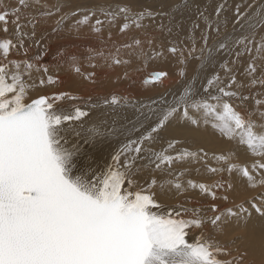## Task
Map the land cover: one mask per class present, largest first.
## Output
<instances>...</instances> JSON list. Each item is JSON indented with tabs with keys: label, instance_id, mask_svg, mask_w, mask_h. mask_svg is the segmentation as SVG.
I'll list each match as a JSON object with an SVG mask.
<instances>
[{
	"label": "snow or ice",
	"instance_id": "1",
	"mask_svg": "<svg viewBox=\"0 0 264 264\" xmlns=\"http://www.w3.org/2000/svg\"><path fill=\"white\" fill-rule=\"evenodd\" d=\"M32 2L39 4L40 0ZM18 5L0 11V24L5 33L8 32L9 23L15 25V41L0 39V55L5 59L11 49L24 47L28 33L23 29L28 26L35 28V16L24 17L26 23H20L21 9L29 7V0H18ZM225 7V3H220L215 8L217 20ZM0 8H3L2 0ZM56 11H59L58 7ZM42 14L51 16L55 13L49 10ZM102 14L111 17L109 23H114L117 16L123 14L125 22L121 31L129 27L128 21L141 28L146 17L155 19L159 15L146 9L134 12L128 5L117 6V12ZM199 15L206 25L201 35L202 55L198 57L202 66L213 61V51L232 52L233 48H238L240 50L235 51L237 58L253 50L264 52V36L257 41L255 34L258 27L264 28V6L253 16L247 11L242 12L241 5L237 4L234 24L240 25L241 29L247 27L249 34L238 38L225 36L212 47H209V33L214 30L219 35V23L214 27L204 12ZM94 16L96 13L91 12L77 23H88ZM103 23L100 19L95 20L97 26ZM193 27L195 29L199 25ZM94 31L99 32L100 28L94 27ZM136 43L139 44V41ZM195 50L193 44L189 55ZM204 50H207V56L203 55ZM168 51L175 55L180 50L172 46ZM180 55L183 63L182 51ZM10 63L16 68L15 72H10L7 64H0V264H240L243 261V255L221 261L217 256L223 250L214 242L201 237L190 243L187 237L189 229L201 228L206 222L214 228L233 218L247 224L252 213L244 203L224 209L213 204L210 218L201 217L194 210L191 213L193 218L184 219L186 209H169L163 213L154 211L163 207L153 191L157 186L155 178L150 183L145 182L147 187L134 179L142 168L154 166V170L163 171L176 161L196 159L199 155L187 150L180 151L176 156L171 155L169 149H174L178 143L175 140L158 153L145 147L146 142L155 140L159 131L172 119L199 126L201 119L207 124L211 118L212 127L222 136L230 140L239 138V143L246 145L252 156L259 157L250 168L247 165L228 164L226 170L229 173L240 172L251 188L264 187V178L257 181L252 174L264 171V111H260L264 108V100H255L262 121L259 125L261 131L258 132L253 113L238 110L229 102L239 101L243 105L250 99L240 91L244 85L237 83L233 70L228 67L229 61L220 65L225 70L228 83L220 86L223 81L219 75L208 79L204 86L206 98L195 99L193 81L171 102L161 98L167 107L153 110L149 106L152 115L157 117L154 126L149 124L145 128V121L150 117L144 115L143 120L137 117L131 129H122L121 134L130 136L132 132H139L140 135L138 139L123 144L113 155L112 163L106 166V171L99 174L92 166L91 159H82L79 138L84 130L85 118H91V111L102 105H119V98L112 96L109 100L105 97L101 102L89 99L83 102V106L76 105L70 110L57 106V102L81 98L66 92L51 97L40 95L28 102L27 93L31 85L26 84L24 76L30 77L33 64L28 61ZM21 63L25 68L24 73L20 72ZM44 71L47 73L46 67ZM75 71L79 73V67H75ZM245 71L247 75L254 76L257 71L255 63L250 62ZM165 76L166 72H158L153 74L152 79L160 80ZM39 83L53 84L56 80L49 76ZM251 83L264 85V78L259 81L254 78ZM233 86L236 90H233ZM213 88L216 94L212 93ZM193 112L198 113L200 119ZM101 135L104 133L100 128L93 126L87 129L84 143H90ZM203 155L206 157L208 153L203 152ZM138 159H147L148 163L138 167ZM216 159L227 163L230 157L220 156ZM209 170L218 173L225 169ZM189 186L198 187L201 193L211 196L213 200H228L227 196L219 197L212 191L213 187H224L221 182L208 186L189 181ZM164 187L160 185L161 189ZM172 187L180 191L183 185L176 181ZM227 187L231 188V183ZM247 203L264 220V193L251 197Z\"/></svg>",
	"mask_w": 264,
	"mask_h": 264
},
{
	"label": "bare ground",
	"instance_id": "2",
	"mask_svg": "<svg viewBox=\"0 0 264 264\" xmlns=\"http://www.w3.org/2000/svg\"><path fill=\"white\" fill-rule=\"evenodd\" d=\"M55 1L56 3L54 4L51 3L52 0H40V3L36 4L33 3L32 0H29V7L21 9L20 15L22 18L20 23H26L24 17L35 16V31L38 35L36 36L35 40L25 38L24 47L11 49L7 59L0 55V64H7L10 72L16 71L14 65L10 63L11 61H28L29 63L33 64V68L30 70V77L28 75L24 76L26 84L31 85L27 93L28 102H31V99L37 98L40 95H47L51 97L66 92L71 96L81 98L78 100L65 99L63 101L57 102V106H61L70 110L76 105L83 106V102L89 99H91L93 102H101L102 98L105 97H107L109 100L112 98V96L119 98V105H102L99 108L93 109L90 113L91 118H85V123L83 125L84 130L81 132V137L79 138L82 159L84 161L91 159L92 166L96 168L98 174L101 171H106V166L112 163L113 155H115L117 150H119L123 144L127 143L128 140L138 139L140 135L139 132H132L130 136L121 134L122 129H131L133 123L136 122L137 117L143 120L144 115L150 117L149 120L145 121V128H147L149 124H153V122L156 121L157 117L152 115L149 110V106L153 110L167 107L166 104L159 103L161 102V98L171 102L174 97L183 92L185 86L193 83V81H195V86L193 89L195 98H206L207 93L204 92V86L207 85L208 79H211L217 74L220 76L221 81H223L220 86L227 84L228 77L226 76L225 70L220 67V65L225 61H229L228 67L232 70L239 68V71L234 75L236 77L237 83L244 85L240 91H242L244 95L250 97V99L245 101L243 105H241L239 101L229 102L233 103V106L237 107L238 110L244 109L250 112L252 107L255 105L253 102L256 99L264 100V85H261L260 83L252 85L251 83L253 77L255 79L258 77L260 79L264 78V52L257 53L255 50H253L250 54L244 53L242 57L240 56L237 58L235 56V51H239L240 49L233 48L232 52L213 51V61L203 66L201 64V60L198 58L193 59L190 62H185V60L190 57L189 51L192 49L193 44L195 45L196 49L194 52H197L196 54H199L198 52H200V56L202 55L201 49L203 48V41L201 39V35L205 31L206 25L204 19L199 15L200 12H204L205 16L208 17V20L213 22L214 27L216 23H219V35H217L214 30L209 33V47H212L225 36L238 38L241 35H248L249 33L247 27L241 29L240 25L234 24L236 5H241L242 12L247 11L249 15L254 16L256 12H258L262 6H264V0H181L182 2H180V0H154V3L157 4L156 7H148L146 10L150 12H154L151 10H155L154 13H159V15H156L155 19L146 17L142 21V24L145 27L147 24L149 25L146 27L147 31H144V33L143 31L138 32L139 28H137L134 24H129V27L126 30L121 31L123 25L117 23L118 20H115L114 23H103L99 26L95 25L96 19H100L105 22L106 20L111 19V17L105 18L96 16L91 17L88 23H77V21L82 20L84 15L87 13L83 11L81 12L79 9L92 10L91 12L98 11L97 13H100L98 15L105 16L102 14L103 9H100V6L97 5L95 7H91L93 4L86 6L85 8L78 7L80 5L74 6L75 4L71 3L70 0H66L67 2L64 3H62L61 0H53V2ZM3 2L4 4H7L8 7L0 8V11L4 9L10 10L19 6L18 0H2V3ZM67 3L68 5L65 7ZM132 3H134V1ZM220 3H225L226 7L222 11L219 20H217L215 8ZM249 4H251V8L248 7ZM147 6L148 5H146V7ZM57 7L59 8V11H56ZM176 7L182 8L176 9ZM140 9H142V11L145 10L143 7ZM49 10L55 14L51 16L42 14ZM77 10L80 12H77V14L74 15L73 13ZM112 11L116 12L115 9L111 10V12ZM133 11L137 12L136 10ZM62 17H64V19L58 25L57 21H61ZM121 17L123 18V14H119L117 19ZM168 23L169 26L161 32V38L158 30L163 28V26ZM196 24H198L199 27L194 29L193 26ZM94 27H99L100 31H94ZM31 29V26L25 27L23 29L24 32L28 33V37L30 36ZM131 30H134L135 33H130ZM144 34H146L148 38H153L150 45L151 51L148 50L149 53L159 50V55L156 57L153 56L151 61H149V64H147L149 70L146 72L149 73L150 76L148 77L146 74L148 77L146 79H151V75L154 73H167V76L157 80L156 82L148 83L149 85L144 84L142 81L143 77L138 73L140 70L139 64L143 62V57H139L140 53L135 52L137 50L142 51L141 46L147 43V39H145L147 37H144ZM255 34L258 41L261 36H264V28L258 27ZM131 36L133 38L135 37L136 41H139V44L136 43L137 50L135 51L131 50L133 45L122 47V45L128 44L127 40ZM3 38H9L15 41L16 36L14 24H8L7 33L3 31V25L0 24V39ZM115 39L118 41H125L121 43L105 41ZM161 39L163 40L162 43L159 42ZM172 46H176L180 51L183 52V63H181L180 51H178L175 55L168 51V49ZM203 55H208L207 50H204ZM123 56L125 57L123 58ZM73 58H75V62L73 61ZM117 59L121 60L122 63H116L115 61ZM139 60H141V62ZM232 61H235V63H232ZM146 62L148 63V61ZM239 62L241 63L240 65ZM250 62H254L255 66H259H257V71L254 76L247 75L245 71ZM45 67L47 68V73L44 71ZM75 67H79V73L75 71ZM134 68L138 69L137 73L136 71H133ZM179 69H184V76H186V78L189 76L190 78L186 80L187 85H185L184 80L182 85L178 87V84H174L177 80ZM217 69L221 70L217 71ZM20 72H25L23 63H21ZM134 74L137 77H134ZM49 76L53 77V79L56 80V83H46L44 85H40L39 81L41 79L47 80L46 78ZM89 76L91 78H88ZM175 88H177V90H175ZM252 89L255 91H252ZM162 90L165 93H163L159 100H148L145 98V96L154 97L153 94H161ZM233 90H236L235 86H233ZM171 91H173L172 94H170ZM211 91L213 94H216L215 88L211 89ZM153 101H156V103H153ZM209 102L213 104L215 103V101ZM160 105H162V108ZM189 110L191 111V109ZM192 114L200 119V115L198 113L193 112ZM209 121V123L205 124L203 119H201L199 126H196L187 121H178L177 119H172L164 128L159 131L155 140H153L151 143L146 142L145 147L150 148L153 152L158 153L164 149H167L168 143L175 140L178 141V143L174 149H169V153L171 155L176 156L182 150H187L188 152L192 153H197L196 150H202L200 152L208 153L206 156L207 158H205L202 153L199 154L196 159H199L200 156H202L205 158L204 161H208V163L210 162L214 166L217 165L218 167L226 166L228 164H235L236 162H239L240 164L243 162L245 165L251 166L253 161H250V157L259 159V157L252 156L251 153L247 151L246 145H241L240 143L237 144V147L242 153L236 154L232 149V156L227 163H225L223 160L216 159V157H220L222 154L221 153L219 155L221 152L220 150L225 151V149L231 146V144L230 139L222 136L219 131L212 127L211 118H209ZM93 126H98L104 135L95 137L90 143H84L83 138L87 132V129ZM257 130L258 129H256V131ZM260 130H258V132ZM109 133L112 134L108 135ZM196 159L186 158L182 162L176 161L171 165L170 168L165 167L163 171H152L154 166L142 168L138 173V176L134 177L138 184L144 187H147V184L145 183L146 181L150 183L151 179L153 178L157 180V186L155 189H153V191L156 192L158 203L162 204L163 207L160 210L154 209V211H160L163 213L167 211V207L178 210L181 201L187 198L190 200L188 201L189 208H187V214L192 212V210H197L200 215L202 212H211V206L213 204H216L217 207L224 209L229 203L239 200L237 198L239 195L238 193H257V190L261 187L257 186L256 188H251L248 185L247 179L243 177L240 172H238V174L236 173V180L231 178V180H234L235 183L233 182L234 185L232 183V187L230 189L226 186L227 183L225 184L224 181L220 180L219 182L224 184L226 188L213 187L212 190H214L215 193H220L223 191V193H228L229 202H225L223 204L224 206H221L220 200H213L211 196L207 197L204 195L205 193H199L198 187L193 188L194 191L198 193H192V189L187 183V185L183 186L180 191H177L174 187H172V183L169 181L170 178L167 177H172L174 172H179L181 174L183 173V175L186 174V171L184 172L183 169H191L189 168L191 167V163L188 164V160L191 161L195 166H199L203 163V161L195 163L194 160ZM121 160H123V157H121ZM201 160L203 159L201 158ZM180 162L181 164H177ZM136 163L139 167L141 165L147 164L148 161L147 159H138ZM173 167L180 168L179 170H176ZM170 169L171 172L167 173L168 176H165L166 173L164 171H169ZM189 171L190 173L192 172V170ZM225 171L228 172L227 170ZM208 172H210L211 175L218 176L217 173H212L210 170H208ZM193 173L194 174H190V176H193V179L200 180L199 176H201V178L205 177L207 175V170L203 169L199 171L198 174L196 172ZM252 174H254V177L257 181H259V176L264 175V173L259 174L256 172H253ZM229 175L231 176L233 174ZM183 178H185V175ZM177 180L179 179L177 178ZM187 180L186 182H188ZM182 182L184 181L182 180ZM203 183H205V181L201 182V184ZM211 183L213 184L214 182L211 181ZM161 184L165 186L163 189L160 188ZM206 184L208 183L206 182ZM187 192L192 193L195 196H191ZM179 193L185 194L177 197ZM203 203H207V206ZM200 205L203 207H200ZM211 213L200 216L210 218L213 215V213ZM256 214L252 213L247 224H245L243 220L237 221L233 218L228 220V223H222L220 228L217 229L213 227V229L217 231H224L221 232L224 236H229L230 234L236 232L238 233L240 231L246 240V242L243 241V244H246L244 250L249 252L250 257L258 256L255 258H260L261 255H264V220H261V218L256 216ZM208 224L210 223L206 222L204 224L206 225L203 228L204 231H206ZM201 228H193L188 230L189 235L187 239L189 242L200 238L197 230H201ZM233 236H235V234ZM228 247L229 245L226 246L227 251L230 250ZM249 255L247 256V260L250 258Z\"/></svg>",
	"mask_w": 264,
	"mask_h": 264
},
{
	"label": "rangeland",
	"instance_id": "3",
	"mask_svg": "<svg viewBox=\"0 0 264 264\" xmlns=\"http://www.w3.org/2000/svg\"><path fill=\"white\" fill-rule=\"evenodd\" d=\"M50 1V0H49ZM68 1V0H67ZM66 0H61V2L62 3H64V2H67ZM134 1V3H132ZM138 3H137V2ZM182 1H184V0H182ZM181 0H180V2H182ZM70 2L71 3H73V4H75L74 6H76V5H80V6H78V7H83V8H85L86 6H90V5H92L91 7H95L96 5L97 6H100V9H103V12L105 11V12H111V10H116V12H117V6H124V5H128L129 7H131L133 10H136L137 12L138 11H142V9H140L141 7H143L144 9H146V8H150V7H156V3H154V0H70ZM51 3H56V1L55 2H53V0H52V2ZM142 3V4H141ZM3 4V7L4 8H6V7H8V5L7 4H4V2L2 3ZM50 4V3H49ZM53 4V5H54ZM186 4V3H185ZM68 5V3L65 5V7ZM146 5H148L147 7H146ZM249 5H251V4H249ZM63 7V6H62ZM97 8H99V7H97ZM180 8H182V7H176V9H180ZM81 12L83 11V12H87L86 13V15H90V13H91V11L92 10H88V9H79ZM79 10H77V11H75L74 13H76L77 14V12L79 13L80 11ZM151 11H154L155 12V10H151ZM98 11H95V13H96V16L97 17H105V18H107L106 16H101V15H98V14H100V13H97ZM112 12H114V11H112ZM96 16H94V17H96ZM109 20L110 19H108V20H106L104 23L105 24H107V23H109ZM116 20H118L117 21V23H119V24H121V25H123V23L125 22L124 21V17L122 18H119V19H116ZM128 23L129 24H132L131 23V21H128ZM149 25L147 24V26L146 27H148ZM169 26V23L168 24H166V25H164L163 26V28H161L160 30H158V33L160 34V37L162 38V34H161V32L164 30V29H166L167 27ZM146 27L145 26H143V27H141V28H139V30H138V32H142L143 31V33H144V31H147V29H146ZM31 33H30V36L28 37H26V38H28V39H32V40H35V38H36V36L38 35L37 33H36V31H35V28L33 29H31V31H30ZM34 32V35H32V33ZM130 33H135V31L134 30H131V32ZM144 37H147V38H145V39H147L146 41H147V43L146 44H144V45H142L141 46V50L142 51H138L137 49H136V47H137V44H136V38L134 37H129L128 38V44L127 45H122V47H125V46H131V45H133V47L131 48V50H133V51H135V50H137V51H135L136 53L138 52V53H140V56L139 57H143V62L142 63H140L139 64V66H140V70L138 71V73L143 77V82H144V84H147V85H149L148 83H145V80L144 79H146V78H148L149 76H150V74L149 73H147L146 71H148L149 69H148V67H147V64H149V61H151V58L154 56V57H156V56H158L159 55V50H157V51H154V52H152V53H149V51L148 50H150L151 51V48H150V45H151V43H152V40H153V38H148V36L146 35V34H144ZM169 39V38H168ZM105 41H109V42H114V43H121V42H124L125 40H120V41H118L117 39H115V40H105ZM104 41V42H105ZM162 39L159 41L160 43H162ZM169 41V40H168ZM169 43V42H168ZM160 46H161V44H160ZM31 47V46H30ZM135 47V48H134ZM166 50H167V48H166ZM133 51H131V52H133ZM130 52V53H131ZM134 52V53H135ZM195 53V54H194ZM197 52H193L191 55H190V57L187 59V60H185V62H190L191 60H193V59H196V58H198V57H200V52H198L199 54H196ZM197 55V56H196ZM193 56V57H192ZM243 56V54L241 55V57ZM125 56H123V58H124ZM240 60V59H239ZM239 60H237V61H239ZM116 61H119V63L118 64H121L122 63V61L121 60H116ZM140 62H141V60H139ZM145 61V62H144ZM146 61H148V63L146 62ZM241 62V61H240ZM239 62V65L241 64ZM257 66L258 65H256V68H257ZM221 67V66H220ZM259 67V66H258ZM181 68V67H180ZM137 68H134L133 69V71H136V73H137ZM221 69H217V71H220ZM151 71H154V70H151ZM151 71H150V73H151ZM239 71V68H237V69H234L233 70V74H236L237 72ZM145 73V74H144ZM181 73H183V75H181ZM146 74H147V76H146ZM218 75V74H217ZM134 77H137V76H135V74L133 75ZM192 76V75H191ZM53 78V77H52ZM186 76H184V69H179V72H178V75H177V80H176V82H175V84L174 85H176V84H178V87L180 86V85H182V83H183V81L185 80V85H187V79L188 78H190L189 76H188V78H186ZM47 79V78H46ZM253 79H254V77H253ZM256 80L257 81H259L260 80V78L258 77V78H256ZM180 83V84H179ZM228 83V82H227ZM46 84V83H45ZM256 85V84H255ZM186 87V86H185ZM175 90H177V88H175ZM252 91H255L254 89H252ZM251 91V92H252ZM257 92V91H256ZM255 92V93H256ZM163 93H165V92H163V90L161 91V94L159 93H157V94H153L154 95V97H146L145 96V98L146 99H148V100H152V99H157V100H159L161 97H162V95H163ZM173 93V91H171L170 92V94H172ZM254 94V93H253ZM258 94V93H257ZM256 96V95H255ZM254 96V97H255ZM195 99H199V97H197V98H195ZM201 99V98H200ZM199 99V100H200ZM159 102V101H158ZM159 103H162V102H159ZM254 104H255V101L253 102ZM160 107L162 108V105H160ZM243 111H247V110H244L243 109ZM260 111H264V108H261L260 109ZM191 112V111H190ZM250 113H253V120L257 123V125H258V127H259V125L262 123V121H261V119H260V116H259V112H257V106H256V104L252 107V110L250 111ZM194 115V114H193ZM201 123V122H200ZM257 127V129L258 130H260L259 128ZM257 130V131H258ZM261 131V130H260ZM236 143H235V142ZM238 141V142H237ZM232 142V143H231ZM235 143V144H234ZM239 143V138H237V139H232V140H230V144H231V146H229V147H227L226 149H225V151L224 150H220L221 152L219 153V155L220 156H227V157H230L231 158V156H232V149H233V151L236 153V154H239V153H242L241 152V150L240 149H238V147H237V144ZM225 147H226V142H225ZM227 150H228V152H227ZM197 151V153H199L201 150H196ZM199 151V152H198ZM203 152H200L199 154H202ZM210 156V155H209ZM211 156L213 157V155L211 154ZM249 157V156H248ZM201 158L203 159V160H201ZM205 158H207V157H205ZM204 157H202V156H200V158L199 159H196V160H194L195 161V163L196 162H202L203 161V163L201 164V165H199V166H195L194 164H192V162L191 161H189L188 160V164H190L191 165V167H189V168H191V169H186L185 170V168L183 169L184 170V172L186 171V174H184L185 175V178H183V173L181 174V173H179V172H174V174L172 175V177H167V178H170L169 179V181H170V183H173V182H176V181H178L179 183H182V185L183 186H185V185H187V184H189V181H191V182H193V183H195V184H201V182H204L205 181V183H203V185H208V186H211V181L212 182H214L213 184H216L217 182H219L220 180H222V181H224V183L226 184V186L228 185V183H231V185H232V183L234 182V180H236V175L238 174V171H233L232 173H228V172H226L225 170L227 169L226 167L228 166V165H226V166H222V167H218L217 165H213V164H211L210 162L208 163V161H204V159H205ZM245 160V159H244ZM256 160H258V158L257 159H254L253 157H250V161H256ZM182 162V161H181ZM181 162L180 163H177V164H181ZM204 163H206V164H204ZM239 163V162H238ZM237 162L235 163V164H237L238 166H241V167H243V166H245V163H243V162H241V164L239 163L238 164ZM209 164V165H208ZM252 164V163H251ZM204 165V166H203ZM193 166V167H192ZM195 166V167H194ZM206 166H208V167H206ZM210 166V167H209ZM214 166V167H213ZM217 166V167H216ZM247 166H249V167H251L250 165H247ZM148 168V167H147ZM173 168H175L176 170H179V168L180 167H173ZM172 168V169H173ZM193 168V169H192ZM210 168H222V169H225L224 171H221V172H218L217 173V175L219 176V178H218V176H216V175H211V173L210 172H208V170L210 169ZM151 169V168H150ZM203 169H205V170H207V175L205 176V177H202L201 178V176H199L200 177V180L199 179H193L194 177L193 176H190V174H194L193 172H196L197 174H198V172L199 171H201V170H203ZM152 170V169H151ZM189 170H192V172L190 173V171ZM197 170H199V171H197ZM152 171H154L155 172V170L153 169ZM157 171V170H156ZM165 173V176H168L167 175V173H170L171 172V169L169 170V171H164ZM222 173V174H221ZM237 173V174H236ZM256 173H259V174H263L264 173V171H258V172H256ZM177 174H179V175H177ZM229 174H233V175H231V176H233V177H231ZM241 174V173H240ZM181 175H183V176H181ZM254 175V174H253ZM182 178H181V177ZM175 177H176V179H175ZM190 177V178H189ZM193 177V178H192ZM215 177H217V178H215ZM260 177V178H259ZM258 177V179L260 180L261 178H264V175H261V176H259ZM177 178L179 179V180H177ZM204 178H205V180H204ZM231 178H233L234 180H231ZM171 179H174V180H171ZM184 181V182H182V180ZM188 179V180H187ZM201 179H202V181H201ZM180 180H181V182H180ZM186 180L188 181V182H186ZM198 180V181H197ZM214 180V181H213ZM216 180H218V181H216ZM228 180H231V181H228ZM196 181V182H195ZM206 182L208 183V184H206ZM187 183V184H186ZM235 183V182H234ZM234 183H233V185H234ZM212 184V185H213ZM224 185V184H223ZM225 187V186H224ZM226 188V187H225ZM192 189V193H198V192H195L194 191V189L193 188H191ZM213 189V188H212ZM230 189V188H229ZM199 191V193H201V191H200V189L198 190ZM212 191H214V190H212ZM215 192V191H214ZM224 192V191H223ZM223 192H218V193H216V195L217 196H219V197H223V196H227V197H229V195H228V193H223ZM186 193V192H185ZM185 193H179V195H177V197H179V196H181V195H183V194H185ZM189 195H191V196H195V195H193L192 193H189V192H187ZM261 193H264V187H260L258 190H257V193H252V192H249V193H238L239 195L237 196V198L239 199L238 201H234L233 203H229L228 204V206L226 207V208H228V207H233V205L236 203V204H240V203H244V205H245V207L246 208H248V210H249V212H251V213H255L256 214V212L254 211V209H252V208H250V206H249V204L247 203V201L251 198V197H254L255 195L257 196L258 194H261ZM205 196H207V197H210L209 195H207V194H204ZM237 195V194H236ZM188 201H190L189 199H183L182 201H181V203H180V207H179V209L178 210H181V208L182 209H186L187 211H188V209L187 208H189V203H188ZM221 201V206H224L223 204L226 202V203H228L229 202V198H228V200L227 201H224V200H220ZM204 205H206L207 206V203H203ZM162 205V204H161ZM227 205V204H226ZM200 207H203L202 205H200ZM224 208V207H223ZM170 208L169 207H167V211L169 210ZM194 210H192V212H193ZM197 213H198V211L197 210H195ZM190 212V211H189ZM192 212H190V213H192ZM190 213H188V214H185V215H183V218L184 219H191V218H193L192 217V215L190 214ZM209 213H211V212H209V211H207L206 213L204 212H202L200 215H207V214H209ZM212 214V213H211ZM198 215H199V213H198ZM199 215V216H200ZM256 216H258L259 217V215L258 214H256ZM206 218V217H205ZM225 223H228V221H225ZM206 225H203L202 226V228H201V230H197V233L199 234V236H200V238L201 237H203V239H205V240H210V241H212V242H214V244L215 245H217V246H219L222 250H223V253L222 254H218V256H217V258L218 259H220L221 261H229V260H233V259H237V258H239L241 255H243V256H245L244 257V259H243V261H240V264H264V255H261L260 256V258H255V257H258V256H255V257H250V255H249V252L247 251V250H244V247H246V244H243V241L244 242H246V240H245V238H244V236H243V234L239 231L238 233L236 232V233H233V234H230L229 236H224L223 235V233H221V232H224V231H217V230H214L213 229V226L212 225H210V224H208L207 225V228H206V231H204L203 230V228L205 227ZM221 227V225L218 227V228H220ZM217 228V229H218ZM216 231V232H215ZM241 235H240V234ZM235 234V236H233ZM242 236V237H241ZM197 239H194L193 241H190V243H194L195 241H196ZM241 244V245H240ZM227 245H229V251H227L226 250V246ZM243 245V246H242ZM230 246H231V248H230ZM234 246V247H233ZM242 246V247H241ZM247 251V252H246ZM227 253V254H226ZM249 255V257L250 258H248V260H247V256ZM263 257V258H262ZM253 259V260H252ZM255 259V260H254Z\"/></svg>",
	"mask_w": 264,
	"mask_h": 264
},
{
	"label": "water",
	"instance_id": "4",
	"mask_svg": "<svg viewBox=\"0 0 264 264\" xmlns=\"http://www.w3.org/2000/svg\"><path fill=\"white\" fill-rule=\"evenodd\" d=\"M152 76H153V74L151 75V79H146V80H145V83H146V81H147V83H153V82H156L157 80H153V79H152Z\"/></svg>",
	"mask_w": 264,
	"mask_h": 264
}]
</instances>
